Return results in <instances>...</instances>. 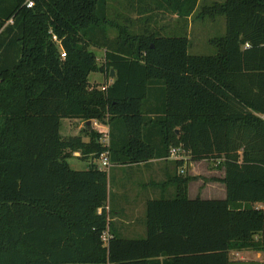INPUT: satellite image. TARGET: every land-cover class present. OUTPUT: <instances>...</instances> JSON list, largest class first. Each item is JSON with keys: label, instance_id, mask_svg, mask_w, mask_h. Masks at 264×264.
Wrapping results in <instances>:
<instances>
[{"label": "trees", "instance_id": "trees-1", "mask_svg": "<svg viewBox=\"0 0 264 264\" xmlns=\"http://www.w3.org/2000/svg\"><path fill=\"white\" fill-rule=\"evenodd\" d=\"M25 1L0 0V264H231L232 251L264 252V0L205 8L226 18L215 55L190 54L185 33L113 24L108 0ZM200 1L130 0L129 9L147 22L153 11L186 20ZM92 47L105 51L103 65ZM112 70V84L90 83ZM65 119L108 126L109 145L87 124L63 137ZM172 149L223 169L227 198L190 200L198 177L176 176L174 199L148 202L146 239L105 241L109 170L95 162ZM76 153L88 169L69 164Z\"/></svg>", "mask_w": 264, "mask_h": 264}, {"label": "crops", "instance_id": "crops-1", "mask_svg": "<svg viewBox=\"0 0 264 264\" xmlns=\"http://www.w3.org/2000/svg\"><path fill=\"white\" fill-rule=\"evenodd\" d=\"M165 13L164 11H154ZM139 15V13H137ZM169 14V13H168ZM149 15V14H147ZM172 15V14H171ZM141 18L142 15H139ZM177 17V15H173ZM191 18V17H190ZM112 84V81L111 83ZM74 125L69 131H75V135L79 136L82 121L68 120ZM85 123V122H83ZM86 122L85 124H87ZM94 121H92V124ZM98 124V123H97ZM88 125V124H87ZM98 127V126H97ZM102 127L108 128L106 125L99 126V130L91 126V129L102 133ZM122 129V125H120ZM69 133V134H70ZM72 136V135H71ZM86 141L88 137H84ZM176 150V154L172 152ZM80 153L75 154V158L79 159ZM184 160L185 164L181 167L178 161ZM190 157L179 149H172L171 156L163 159H152L142 163H126L112 165L108 183V202L105 211L111 223L108 233L105 234L104 240L109 241L110 238L116 236L124 240H143L148 236L147 232V205L150 200L155 199H174L177 195V185L173 182L176 176L188 174L191 177H198L195 173L196 168L204 161H190ZM98 165V162H95ZM88 169V168H87ZM212 169V168H211ZM86 170V169H79ZM211 181L205 183V186L193 188L197 180L192 181L188 187V196L190 200L201 198L204 200H225L227 198V188L220 180L224 179L225 171L223 169H212L210 172ZM219 180V181H214ZM193 194V195H192ZM256 207L264 208V204H257ZM103 209L98 212L102 213ZM247 251V250H246ZM245 252V251H241ZM254 253L249 259H240L242 263L264 264V252L248 250L247 253ZM241 255H243L241 253ZM164 257L160 262L164 261ZM232 264V262H231Z\"/></svg>", "mask_w": 264, "mask_h": 264}, {"label": "rangeland", "instance_id": "rangeland-1", "mask_svg": "<svg viewBox=\"0 0 264 264\" xmlns=\"http://www.w3.org/2000/svg\"><path fill=\"white\" fill-rule=\"evenodd\" d=\"M226 0H201L196 13L189 19L183 20L177 17H174L168 13H160L154 12L151 16L153 18L150 22L145 21L146 17L149 15H144L140 19L137 12L130 11L129 9V2L130 0H108L109 5V19L113 24L118 25L119 27L125 28L129 32L133 34H140L143 30H161L164 35H184L185 33L190 40V54L192 55H215L216 48L212 45L211 41L215 38H220L225 36L227 29H226V18L223 14L217 13L213 16L210 15L209 12H205V8L213 7L214 5H222L225 3ZM209 11V10H208ZM146 16V17H145ZM126 18H130V22L126 20ZM135 21V23H133ZM119 32L118 28H110L109 35L111 38H115ZM97 54L98 62L100 65L105 63V51L103 49L91 48ZM90 83L92 85H98L103 88L106 84L113 83V79L108 77L105 73H93L90 75ZM153 101L151 103L154 104L155 107L162 106L163 97L156 95L155 93L150 94V97ZM150 102V100H149ZM149 102H146V108L150 105ZM153 108V107H152ZM85 123L81 124V128L79 130L80 134H83V130L85 129ZM104 125L94 121V124L91 125L94 129L95 127L99 130V126ZM73 124L71 121L63 120L62 121V129L61 134L63 137H69L75 135V131L69 132L71 128H73ZM98 126V127H97ZM102 133L106 131L109 132L108 128L102 127ZM70 133V134H69ZM185 153V152H184ZM187 154V153H185ZM188 157L191 158L189 154ZM100 163V161H98ZM69 164L75 170L79 169H87L89 167V163L86 161H82L78 158H72L69 160ZM112 168V167H111ZM111 168L109 170H111ZM216 169V163L211 161H204L200 165L197 166L195 173L198 176V183L193 185V188H199L201 186H205V183H210L211 175L210 171L212 169ZM109 171V175H110ZM213 180V179H212ZM193 195V194H192ZM241 253L243 255H241ZM254 253L250 252H238L232 251L230 253V260L232 264H252L249 262L242 263L240 259H249L253 257Z\"/></svg>", "mask_w": 264, "mask_h": 264}, {"label": "built area", "instance_id": "built-area-1", "mask_svg": "<svg viewBox=\"0 0 264 264\" xmlns=\"http://www.w3.org/2000/svg\"><path fill=\"white\" fill-rule=\"evenodd\" d=\"M35 1L36 0H26L24 2V6L28 9H32L35 6ZM9 23H13V20H10ZM62 57L65 58L66 54H62ZM103 138H102V143L104 146H108L110 143V135L109 132L102 133ZM173 155L176 154V150L172 152ZM100 163H98V167L101 171H108L112 167V163L110 161L109 153L105 152L104 154L101 155L99 159ZM264 209V208H262Z\"/></svg>", "mask_w": 264, "mask_h": 264}, {"label": "water", "instance_id": "water-1", "mask_svg": "<svg viewBox=\"0 0 264 264\" xmlns=\"http://www.w3.org/2000/svg\"><path fill=\"white\" fill-rule=\"evenodd\" d=\"M111 78H112L113 80H115V79L117 78V75H116V73H115L114 70L111 71ZM87 124H88V125H91V124H92V121H88Z\"/></svg>", "mask_w": 264, "mask_h": 264}]
</instances>
